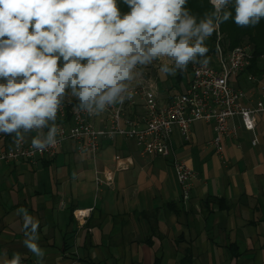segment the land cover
<instances>
[{
	"label": "crops",
	"instance_id": "1",
	"mask_svg": "<svg viewBox=\"0 0 264 264\" xmlns=\"http://www.w3.org/2000/svg\"><path fill=\"white\" fill-rule=\"evenodd\" d=\"M234 84L247 92L245 106L264 101L246 76ZM106 123V115L95 119L100 130ZM231 125L237 138L226 142L222 155L211 145L208 123L194 125L191 142L174 134V154L196 172L188 204L172 157L146 155L120 137L103 139L96 156L79 154L69 141L54 162L39 168L0 161V259L4 251L9 258L21 252L35 264L21 243L24 221L17 209L26 208L40 221L46 264L57 258L59 264H264V112L256 147L240 117ZM118 157L128 170H116ZM105 171L114 172V186L98 190L97 175ZM89 209L80 224L74 213Z\"/></svg>",
	"mask_w": 264,
	"mask_h": 264
},
{
	"label": "clouds",
	"instance_id": "2",
	"mask_svg": "<svg viewBox=\"0 0 264 264\" xmlns=\"http://www.w3.org/2000/svg\"><path fill=\"white\" fill-rule=\"evenodd\" d=\"M0 0V134L19 147L30 133L34 148L58 143L59 113L69 97L98 116L133 95L141 69L159 62L166 75L206 64L207 41L231 19L255 27L264 0H209L197 16L188 0ZM47 130V131H45ZM22 246L46 264L40 221L26 208ZM25 254L3 252L0 264H22ZM59 264V258H57Z\"/></svg>",
	"mask_w": 264,
	"mask_h": 264
},
{
	"label": "built area",
	"instance_id": "3",
	"mask_svg": "<svg viewBox=\"0 0 264 264\" xmlns=\"http://www.w3.org/2000/svg\"><path fill=\"white\" fill-rule=\"evenodd\" d=\"M216 65L198 64L183 93L170 97L165 106L161 105L158 86L148 80L133 82V95L121 104L109 107L100 115H106L107 123L100 130L95 125L98 116H89L76 106L65 102L58 115L60 127L58 143L51 147L34 148L27 140L17 147L14 136L0 134V161L17 164L27 162L39 168L42 161L54 162L67 142L75 144L79 154L89 153L96 156L103 139L124 138L138 143L146 155L173 158L174 169L185 204L191 201L196 172L180 157L174 154L173 137L176 132L185 142H191L196 123L205 122L212 126L215 138L211 145L217 154H224L226 142L237 138L231 121L240 117L245 129L255 134L254 147L260 143L256 135L258 116L264 112V101L245 106L250 100L247 92L234 83L240 76L256 84L264 94V74L250 72L257 59L247 47H236L226 52L221 45L217 50ZM258 66H264V56L258 58ZM132 113V114H131ZM47 131V130H45ZM129 169V163L118 157L117 171ZM114 172L98 173V190L114 186ZM92 209L75 212L80 224H85ZM22 264H28L22 260Z\"/></svg>",
	"mask_w": 264,
	"mask_h": 264
},
{
	"label": "rangeland",
	"instance_id": "4",
	"mask_svg": "<svg viewBox=\"0 0 264 264\" xmlns=\"http://www.w3.org/2000/svg\"><path fill=\"white\" fill-rule=\"evenodd\" d=\"M229 22L230 25L226 24L223 26V24H221L218 30L207 41L209 48L207 63L216 65V53L219 45H221L226 52L231 51L235 47H247L255 55L258 42H254L252 38L257 37L259 42L264 43V28H261L260 24L255 27H238L233 20ZM198 64L200 63H190L185 71H178L175 75H166L159 70L160 63L156 62L141 69L142 76L139 78L138 83L144 80L154 82L159 88L160 102L166 104L170 97H174L185 91L193 75L192 71ZM181 73L183 76H181ZM74 101V98L69 97L66 102L73 104Z\"/></svg>",
	"mask_w": 264,
	"mask_h": 264
},
{
	"label": "trees",
	"instance_id": "5",
	"mask_svg": "<svg viewBox=\"0 0 264 264\" xmlns=\"http://www.w3.org/2000/svg\"><path fill=\"white\" fill-rule=\"evenodd\" d=\"M187 7L192 11V13L196 14L198 17L202 16L205 12L211 11V4L209 3V0H188ZM118 8L122 12H127L129 10L128 7L121 0H118ZM230 20L231 19L222 23L223 26H225L226 24L230 25V22H229ZM259 24L261 25V28H264V19H262ZM252 39L254 40V42H258V44H257L256 53H255L257 59L255 60V64L253 68L250 69V72L253 71V73H255L256 75L261 76L264 74V66H262V68H258V63H259L258 58H260L261 56H264L263 55L264 54V43L259 42L257 37H254ZM181 76H183L182 73H181ZM76 104H77V101L75 100L72 105L76 106ZM74 218H75V213H74Z\"/></svg>",
	"mask_w": 264,
	"mask_h": 264
}]
</instances>
